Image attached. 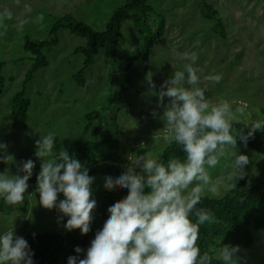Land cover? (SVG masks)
Wrapping results in <instances>:
<instances>
[{"label": "rangeland", "instance_id": "374dc122", "mask_svg": "<svg viewBox=\"0 0 264 264\" xmlns=\"http://www.w3.org/2000/svg\"><path fill=\"white\" fill-rule=\"evenodd\" d=\"M126 1L0 0V12H12L10 19L0 20L1 75L5 79L0 94V143L14 157L12 164L0 163V172L7 168L10 174L16 175L22 163L29 159L35 162L33 174L38 171L36 142L49 132L56 133V152L69 151L76 141L105 140L108 125L113 121L118 133L114 151L119 165L127 168L130 155L146 151L162 156L169 147L162 143L164 124L151 113L155 110L162 114L163 110L157 108L158 98L150 94L145 77L148 72L153 73L154 91L158 92L165 80L189 63L178 59V52L198 54L194 66L199 69V86L206 87L211 103L228 100L233 108H242L245 113L242 124L264 119V0H207L219 13L226 38L213 32L214 21L200 15L199 0H148L153 9L148 24L152 34L157 32L159 19L165 20L163 36L154 43L148 57L144 55L143 44L149 32L140 34L135 21L138 13L130 12L122 21L118 44L107 45L100 51L85 71L86 85L80 86L73 76L83 67L84 57L74 52L86 46V39L59 30L57 44L43 49L48 65L38 69L25 86L30 100L27 128H14L12 100L23 89L26 73L33 63V56L24 50L25 38L50 40L51 27L63 15L73 16L102 31L113 11ZM217 74L223 77L220 83L207 79ZM94 112L102 115L86 118ZM97 128H101L104 136L93 134ZM102 147L109 149L108 145ZM239 154L249 157L250 163L245 168L249 176L264 178L263 155L238 148ZM81 163L88 166L84 161ZM213 175H221L220 169L214 170ZM93 176L92 198L99 205L108 191L103 187L106 176ZM36 187L29 188V205L24 212L17 205L11 209L8 205L3 207L0 231L13 227L16 235L23 238L30 233L62 231L65 217L61 221L58 210L40 206ZM227 192L221 186L220 196L207 197L219 198ZM62 199V195L58 196V202ZM238 256L242 258L241 264H264V229L253 231L252 246L240 247Z\"/></svg>", "mask_w": 264, "mask_h": 264}, {"label": "clouds", "instance_id": "9594fccd", "mask_svg": "<svg viewBox=\"0 0 264 264\" xmlns=\"http://www.w3.org/2000/svg\"><path fill=\"white\" fill-rule=\"evenodd\" d=\"M4 17L10 19L12 12H0V20ZM177 57L189 63L165 80L158 92L154 91L153 73L148 72L145 79L150 94L158 98L157 108L163 110L162 114L151 113L164 124L162 143L178 146L183 158L165 161L151 151L132 154L125 171L107 175L103 187L111 190L118 184L127 195L109 203V213L84 258H79L84 250L77 246V255L70 256L67 264H212L214 258L222 264H241L239 245L201 251L200 227L215 223L216 217L199 205L206 196H220L221 186L232 191L237 181L246 178L250 160L238 155L237 143L239 140L246 147L256 132L264 131V119H253L238 129L244 110L233 108L228 100L210 102L206 87L199 86V69L194 66L198 54L178 52ZM222 78L219 74L207 77L215 83ZM56 138L55 132H49L36 142L39 204L58 210L61 221L67 217L66 231L78 229L86 235L97 206L92 198L95 177L66 149L56 152ZM6 147L0 143V163L12 164L14 157L6 153ZM34 167L29 159L16 175L7 168L0 172V199L9 205L23 203ZM217 169L221 175L214 176ZM60 195L63 199L58 202ZM33 257L27 240L17 236L13 227L0 231V264H35Z\"/></svg>", "mask_w": 264, "mask_h": 264}, {"label": "trees", "instance_id": "16d2710c", "mask_svg": "<svg viewBox=\"0 0 264 264\" xmlns=\"http://www.w3.org/2000/svg\"><path fill=\"white\" fill-rule=\"evenodd\" d=\"M198 9L200 15L214 21L212 30L215 34L226 38V32L219 13L209 4L207 0H199ZM130 12H137L136 27L142 32H149V36L143 44L145 57L149 56L154 43L163 36L165 20L163 17L159 19L157 32H151L148 28L150 24L152 7L148 4V0H127L123 5L117 7L110 16L104 30L97 31L88 24L77 20L73 16L63 15L59 17L49 32L50 40L32 41L28 37L25 38L24 50L33 56L31 68L27 71L23 89L16 93L11 105V115L13 119L12 126L14 128L25 130L28 121V109L30 100L26 97L25 86L29 83L35 72L48 65V61L43 54V49L56 45L59 30H66L70 34L77 35L86 39V46L80 47L74 53L81 54L84 57L83 67L73 76L75 82L80 86H85V71L92 66L95 57L107 45H117L121 35L122 21ZM149 29V30H145ZM2 63H0V94L5 86V79L1 75ZM129 67L125 69L127 83L129 82ZM116 97V96H113ZM100 112H94L86 116L87 119L100 118ZM246 124L239 123L236 127L242 128ZM109 130L107 136L101 132V128L93 131L95 136L100 133L105 140L98 141H76L69 149V154L81 162L88 164L89 175H113L125 171L126 167H122L117 163V155L114 146L118 142V133L116 122L113 121L108 125ZM247 129L245 128V133ZM108 145V150H104L102 146ZM237 148L249 149L264 156V131H258L249 139L245 147L239 140ZM169 158H183V153L178 146L167 147L162 159L167 161ZM36 171L28 181L29 188L37 185ZM25 194V200L21 204H17L20 212H24L28 205V193ZM127 195V190L116 186L108 190L103 197L102 202L96 206L93 215L94 220L91 224V231L86 235H81L78 229L66 231L64 224L67 221L65 217L63 221L62 231H49L43 233H30L25 239L27 240L31 250L34 253L35 264H67L70 256H75L74 249L79 246L84 252L79 254V258H84V253L90 246L92 239L95 237L96 231L102 226L104 219L109 213L108 205L111 201H119ZM5 205L11 209L15 205H9L1 199L0 211ZM199 207L211 210L215 217V223H206L200 227V239L198 244L202 252L211 251L213 248H219L221 245L227 244L244 248H250L253 244V231L264 229V178L246 176L244 180L237 181L236 189L228 191L219 198L205 197ZM264 260V259H263ZM212 264H222V261L213 259Z\"/></svg>", "mask_w": 264, "mask_h": 264}]
</instances>
